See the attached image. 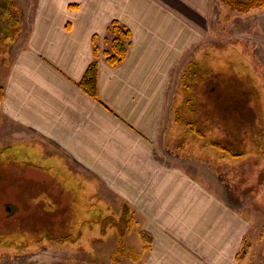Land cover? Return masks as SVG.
Segmentation results:
<instances>
[{
    "label": "crops",
    "instance_id": "0c3cea01",
    "mask_svg": "<svg viewBox=\"0 0 264 264\" xmlns=\"http://www.w3.org/2000/svg\"><path fill=\"white\" fill-rule=\"evenodd\" d=\"M33 1L19 5L23 30L0 57L3 137L50 145L136 207L152 235L143 264H237L242 218L185 164L155 157L170 77L209 35L211 0ZM114 21L132 43L118 67L100 56L98 102L78 84Z\"/></svg>",
    "mask_w": 264,
    "mask_h": 264
},
{
    "label": "rangeland",
    "instance_id": "374dc122",
    "mask_svg": "<svg viewBox=\"0 0 264 264\" xmlns=\"http://www.w3.org/2000/svg\"><path fill=\"white\" fill-rule=\"evenodd\" d=\"M25 1L33 0H13L20 10L21 23L24 11L19 5H23ZM210 13L209 35L187 50L184 61H179L170 77L155 157L170 168L185 164L186 173L215 194L228 212L230 208L242 218L243 238L236 256L237 264H264V144L256 147L251 141L257 134L264 136V9L248 14L232 13L219 0H211ZM209 49L211 56L206 59L201 53ZM195 60L201 61V66L207 69H215L218 78L214 80L212 75L205 76L199 87L198 97L192 96V99L200 102L197 103L198 107L201 106L199 121L202 107L207 105L206 113L214 120L211 123V140L229 147V131L233 139L238 135H242L240 140L243 136L247 137L246 151L255 154L243 161L221 159V150L208 148L207 152V148L201 149L194 137H190L192 142L185 145L183 150L175 148L178 138L185 131L184 127L175 123L174 118L177 106L184 99L180 91L182 75ZM5 61L7 60H0V72L5 68ZM253 78L259 94L248 90ZM215 120L219 121L221 128L215 127ZM22 143L3 137L0 125V215L4 212L14 215L17 211L13 202L15 199L23 204L15 217L18 218L16 224L9 229L13 232L31 230L32 237L35 235L34 230L40 231L34 228L39 226L38 220L43 221V214L55 218L52 221L57 227L55 205L65 195L62 200L67 205H73L75 199L80 203L76 209L75 205L71 207V212L79 218L75 226L82 230L84 237L76 244L42 242L37 246L31 242L20 252L0 247V264L144 263L152 249V235L144 228L146 219L134 217L135 225L126 236V243L142 254L141 259L134 262L128 256L117 255L116 261H113L118 237L115 233H110L107 237L100 236V227H91L89 223L90 215L95 213L86 208L90 198L97 205L109 208V212L120 214L122 197L114 188L103 185V181L97 176L50 145L46 144L41 149L38 147L39 142ZM9 147L12 149L7 152ZM86 182L91 187L86 186ZM29 202L31 203L27 206L26 203ZM127 204L135 216L136 207L134 209ZM87 218L88 220H84ZM81 223L85 225L80 227ZM12 231L9 230V233ZM141 232H145L146 237L142 238ZM149 241L150 250L143 252V246Z\"/></svg>",
    "mask_w": 264,
    "mask_h": 264
},
{
    "label": "trees",
    "instance_id": "16d2710c",
    "mask_svg": "<svg viewBox=\"0 0 264 264\" xmlns=\"http://www.w3.org/2000/svg\"><path fill=\"white\" fill-rule=\"evenodd\" d=\"M219 2L225 5L230 12L238 14H248L264 9V0H219ZM22 30L21 13L18 6L13 2V0H0V57L5 56L11 45L15 43L21 34ZM105 41V48L102 49L99 45L95 46V60L89 65L83 79L78 84L82 91L98 102L99 58L102 55L104 61L111 67L120 66L125 61L129 53L132 43V34L127 27L121 25L118 21H114L110 24L107 30ZM201 54H204V57L208 59L211 56V51L210 49L205 50ZM200 62L201 61L199 60L191 62L182 75L180 91L184 99L183 103H180V105L177 106L174 113V118L175 123L181 127H184L185 131L184 133L182 132L183 134L181 137L178 136L179 140L177 141L175 148L178 150H183L185 145L191 143V138L194 137V139H196V141L199 143L201 149L207 148V151L208 148H218L221 150L222 153L219 152L221 154V159L226 158L233 162H238L241 160L243 161L249 157V155L255 154L253 152L249 153L246 151L248 146V143L246 142L248 141L247 137L243 136L241 138L242 140H240L242 135H238L233 139L229 131V147L223 143L217 142L214 139L211 140L210 135L213 133L211 132L213 129L211 123L214 120L210 117V115H208V112L206 113L207 105L202 107V116L201 120L199 121V109L201 106L198 107L197 103L199 104L200 102L192 99V96L195 95L196 98L198 97L199 87L202 82H204L205 76L212 75L215 77V79L217 78L215 69H207L201 66ZM255 81L256 80L253 78L251 83L248 85V90H250L253 94L256 93L255 91H257ZM257 93L259 94L258 91ZM3 99L4 89L0 85V104L2 103ZM219 125V121H217L215 127H218ZM219 128L221 127L219 126ZM227 129L228 127L226 126V131ZM251 141L252 143H255L256 147H261L260 144H264V136H262V134H257ZM85 185L90 186V184L87 182ZM61 197L64 198L65 195H62ZM62 198H60L55 205L57 209L56 214L58 216L56 218L58 219V221L56 220L58 224L57 227L52 221L55 220V218L49 216L48 214H43V221L41 222L37 219L39 226L34 228L37 230L40 229V231L34 230L35 235L32 237L30 235L32 232L31 230H27L28 232H13L12 229H9L16 224L15 221L18 218L15 217L17 212L21 211L20 202L14 198L15 201L13 202L17 208V211L14 213V215L9 214L8 212H4L0 215V247H2V249H13L16 252H20L23 248L30 245L31 242L37 244V246L42 242H48L49 244L56 243L59 245H65L68 243L76 244L80 239H82V237H84V234L82 230L76 229L75 224L78 223L79 218L74 215L75 213L73 214V212H71V207L75 205L76 209L79 201L75 199L73 205H71V203L67 205V203H65ZM30 203L31 202L28 204L26 203V205L28 206ZM88 204L89 205L86 209L92 210V213H95L94 215H90L91 221H89V223L91 227L99 226L100 236L107 237L110 233H115L118 237V247L112 258L113 261H116L117 255H120V257L128 256L134 262H137L139 259H141L142 254L138 253L133 247L128 246L126 243V236L131 233L135 225V218L132 214L130 206L126 202H123L120 214H115L113 212H109V208L107 209L106 207L104 208L103 206L97 205L91 201L90 198ZM84 220H88V218ZM81 224L82 225H79L80 227L85 225V223ZM9 230H11L13 233H9ZM146 235L147 234L145 232H141L142 238L146 237ZM146 243L147 245L143 246V252L150 250V241ZM12 246H14V248Z\"/></svg>",
    "mask_w": 264,
    "mask_h": 264
},
{
    "label": "flooded vegetation",
    "instance_id": "af4514ba",
    "mask_svg": "<svg viewBox=\"0 0 264 264\" xmlns=\"http://www.w3.org/2000/svg\"><path fill=\"white\" fill-rule=\"evenodd\" d=\"M216 79H218V78H216ZM216 79H214V80H216ZM237 93H239V91Z\"/></svg>",
    "mask_w": 264,
    "mask_h": 264
}]
</instances>
